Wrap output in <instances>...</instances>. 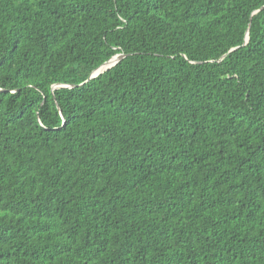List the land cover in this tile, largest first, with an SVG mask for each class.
Instances as JSON below:
<instances>
[{"label":"trees","instance_id":"trees-1","mask_svg":"<svg viewBox=\"0 0 264 264\" xmlns=\"http://www.w3.org/2000/svg\"><path fill=\"white\" fill-rule=\"evenodd\" d=\"M0 264H264V0H0Z\"/></svg>","mask_w":264,"mask_h":264},{"label":"water","instance_id":"water-1","mask_svg":"<svg viewBox=\"0 0 264 264\" xmlns=\"http://www.w3.org/2000/svg\"><path fill=\"white\" fill-rule=\"evenodd\" d=\"M263 8V7H262ZM258 11V10H257ZM257 11H255V12H257ZM249 39V36H248V34H247V40ZM126 56V54L125 53H118V54H116V55H114V56H112L109 60H107L106 62H104L103 64H101L99 67H97L95 70H93V72L91 73V75L89 76V79L90 78H93V77H95V76H97L99 73H101L103 70H102V68H103V66L104 65H107V64H110V66H108L106 69H108V68H110V67H112L113 65H115L120 59H122L123 57H125ZM112 63V64H111ZM106 69H104V70H106ZM66 86H68V87H74L75 86V84H55L54 86H53V89H57V88H60V87H66Z\"/></svg>","mask_w":264,"mask_h":264},{"label":"bare ground","instance_id":"bare-ground-1","mask_svg":"<svg viewBox=\"0 0 264 264\" xmlns=\"http://www.w3.org/2000/svg\"><path fill=\"white\" fill-rule=\"evenodd\" d=\"M108 66H110V64L104 65L103 68H102V70L106 69Z\"/></svg>","mask_w":264,"mask_h":264}]
</instances>
